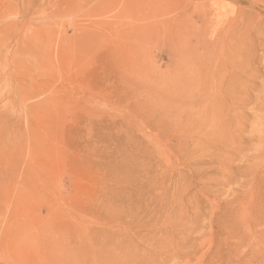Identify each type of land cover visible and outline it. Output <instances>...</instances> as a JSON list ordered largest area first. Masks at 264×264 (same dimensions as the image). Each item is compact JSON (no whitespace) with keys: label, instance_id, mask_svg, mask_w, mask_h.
Instances as JSON below:
<instances>
[{"label":"rangeland","instance_id":"rangeland-1","mask_svg":"<svg viewBox=\"0 0 264 264\" xmlns=\"http://www.w3.org/2000/svg\"><path fill=\"white\" fill-rule=\"evenodd\" d=\"M196 73L201 95L252 78L261 96L264 0H0V264H264V183L226 179L230 160L264 169L246 162L262 125L213 128L230 147L193 161L173 149Z\"/></svg>","mask_w":264,"mask_h":264},{"label":"bare ground","instance_id":"bare-ground-1","mask_svg":"<svg viewBox=\"0 0 264 264\" xmlns=\"http://www.w3.org/2000/svg\"><path fill=\"white\" fill-rule=\"evenodd\" d=\"M215 6V5H214ZM216 8V7H215ZM232 8V7H231ZM217 9V8H216ZM215 11V10H214ZM229 11V10H228ZM205 12V11H204ZM215 13H216V11H215ZM218 13H220V12H218ZM223 13V12H222ZM221 15V14H220ZM226 34V33H225ZM192 51V50H191ZM247 56V55H246ZM193 57V56H192ZM197 57V56H196ZM194 58V57H193ZM198 58V57H197ZM216 60V59H215ZM218 60V59H217ZM226 60V59H225ZM224 60V61H225ZM192 62V61H191ZM194 62V61H193ZM216 62V61H215ZM190 63V62H189ZM225 63L227 64L228 62H226L225 61ZM215 64H217V63H215ZM252 64V63H251ZM193 65V64H192ZM211 65V64H210ZM213 66V65H212ZM223 66V65H222ZM216 67V66H215ZM214 67V68H215ZM227 68V67H226ZM190 69V68H189ZM213 69V68H212ZM233 69V68H232ZM250 69V68H249ZM249 69H248V71H249ZM214 70V69H213ZM212 70V71H213ZM176 71V70H175ZM179 71V70H178ZM188 71V70H187ZM200 72H202L201 71V69L199 70ZM203 71L205 72V70L203 69ZM221 72L222 70H218V72ZM224 71V70H223ZM229 71V70H228ZM231 71V70H230ZM204 72H203V74H204ZM206 72H208L207 70H206ZM216 72V71H215ZM216 73V74H219V73ZM242 72H245V71H241V73ZM177 73V72H176ZM178 73H182V72H178ZM189 73V72H188ZM247 72H245L244 73V75L246 74ZM251 73V72H250ZM183 74H185V76L184 77H186V72L185 73H183ZM202 74V75H203ZM215 74V75H216ZM221 74H224V75H226V76H228L227 75V73L225 74V73H221ZM180 75H182V74H180ZM180 75H178V76H180ZM187 75H189V74H187ZM201 75V73L200 74H195L194 75V80L195 81H191V77H190V79H189V83H187V81H185L186 83H184V82H182L181 80H178V82H182V83H184V86H182L181 84L179 85V83H176V85L178 84L179 86H181V87H183V89L181 88V87H179L178 85H177V88L176 89H178V87H179V90L181 91H179V95L178 96H175V92H177V91H175L173 94H174V97H175V99H174V101L173 102H175L174 103V105L178 108V112H174V110H173V113H175V114H178L177 116H175L176 118H172V141L174 142V144L172 145V146H174L173 147V149H174V151H175V153H177L178 155H180L181 157H182V159L184 158V159H189V158H193L194 159V157H197L198 156V154L197 153H199V152H203V151H205V150H208V149H212V148H214V150H216V149H218V150H221L222 149V146L223 145H221V138L219 139V138H217V137H215L216 136V134L217 135H219V134H224L225 133V129H229V127L233 124V123H235L234 124V126L235 127H237L236 126V124H239V125H241V127L242 126H246V123H247V126L249 125V123L247 122V120L244 118V116L243 115H245V114H247L248 116H252L255 120L254 121H250V123L251 122H254L255 123V121H258L259 123H258V125L260 126V125H262V127H261V131H262V129L264 130V89H262L261 90V92H260V95L261 96H258L257 94H258V92H257V94H256V92L254 93V89L252 88V87H255V86H250V83H252V82H254V81H252V78H251V81H248V82H246V84H244V85H241L240 86V83H239V85L238 86H240V87H236V85L235 84H231V81H230V84H228V85H224V86H226V89L224 90V91H227L228 90V92L229 93H222L221 92V90L219 89V93H217L216 92V94H215V92L214 91H212V90H215V89H218L219 87H217V88H215V87H213V85L214 84H212V86H211V88L210 89H212V87L213 88H215V89H212V90H210V92L209 93H205L206 92V90H208L209 91V89H204L205 91H203V89H202V91L204 92V98H200V96H203V95H201V91H199V88H204V87H202V86H207L208 84V81H207V83H206V78H208V76L206 77V75H204V77ZM233 75V74H232ZM247 75V74H246ZM245 75V76H246ZM175 76V75H174ZM183 76V75H182ZM220 76V74L217 76V77H219ZM225 76V77H226ZM235 78H237V79H240V77L239 76H236V75H233ZM188 77V76H187ZM206 77V78H205ZM211 77V76H210ZM214 77V76H213ZM212 77V78H213ZM251 77V76H250ZM252 77H253V75H252ZM255 77V76H254ZM173 78V77H172ZM179 78V77H178ZM181 78V77H180ZM179 78V79H180ZM222 78H223V76H222ZM228 78V77H227ZM258 78V77H257ZM181 79H183V78H181ZM185 79V78H184ZM210 79V78H209ZM215 79V78H214ZM220 79V78H219ZM218 78L217 79H215L216 81L217 80H219ZM247 79H250V78H248L247 77ZM186 80H188L187 78H186ZM223 80H225V79H223ZM253 80H257V79H253ZM177 80H175V82H176ZM212 81V80H211ZM215 81V82H216ZM220 81V80H219ZM247 81V80H246ZM203 82H205L206 83V85H205V83H203ZM227 82V81H226ZM232 82H234L235 83V81H232ZM237 82H236V84H237ZM241 82V81H240ZM209 83H210V81H209ZM223 82H221V85H223L222 84ZM242 83H244V82H242ZM201 84V87H198L197 85H200ZM203 84V85H202ZM211 84V83H210ZM209 84V85H210ZM217 84H220L218 81H217ZM175 85V84H174ZM208 85V86H209ZM216 85V84H215ZM253 85V84H252ZM208 86H207V88H208ZM217 86H220V85H217ZM173 87V86H172ZM176 87V86H175ZM197 88V89H196ZM221 88V87H220ZM175 89V90H176ZM182 89V90H181ZM174 90V89H173ZM201 90V89H200ZM198 91H199V93H200V95L198 94ZM215 91H217V90H215ZM257 91V90H256ZM214 92V93H213ZM256 95L255 97H256V99H257V102L256 103H254V105L252 106V107H247V105H246V102L253 96V95ZM235 95H237L238 97H240V98H234V96ZM261 97H263V98H261ZM255 99V98H254ZM251 102V101H250ZM249 101H248V103H250ZM251 106V105H250ZM175 107V108H176ZM235 110L237 111V110H240L239 111V113L240 114H237V112H235ZM172 113V114H173ZM173 116V115H172ZM173 116V117H174ZM250 120V119H249ZM147 121V120H146ZM220 123L222 124V123H224V127L223 126H221L220 125ZM223 125V124H222ZM250 125H253V124H250ZM249 125V126H250ZM257 125V124H256ZM158 126V125H157ZM211 126H213L212 127V129H211ZM215 126V127H214ZM221 127H223L222 128V130H221V132L220 133H217L219 130V128L221 129ZM213 128H218L217 130H215L216 131V134L214 133L215 131L213 130ZM233 128V127H232ZM238 128V127H237ZM236 128V129H237ZM253 128H255V127H253ZM258 128H260V127H258ZM231 129V128H230ZM251 129H252V127H251ZM225 130V131H224ZM238 130V129H237ZM253 131H254V129H252ZM259 130V129H258ZM228 131V130H227ZM230 131V130H229ZM235 131V130H234ZM233 132V131H232ZM236 132V131H235ZM239 132L241 133V128L239 127ZM252 132V131H251ZM256 132H259V131H256ZM261 133V132H260ZM213 134H215V136L213 135ZM229 134V133H228ZM235 134V133H234ZM242 134H244L243 133V129H242ZM252 134H253V132H252ZM155 135V134H154ZM226 135V134H225ZM224 135V136H225ZM215 138H214V137ZM223 136V135H222ZM229 136H231V135H229ZM236 136H238V134L237 135H235V137ZM240 136V135H239ZM243 136V135H242ZM249 136H250V134H249ZM263 136H264V133H263V135H262V133H261V135H259L258 134V136H256V138H255V136H252L253 138H249L250 140H256L257 142H262V144L264 143V138H263ZM153 137V136H152ZM200 137H202V138H200ZM213 137V138H212ZM251 137V136H250ZM154 138V137H153ZM217 138V139H216ZM223 138V137H222ZM238 138V137H237ZM245 138H246V135H245ZM158 139V138H157ZM214 139L217 141L218 139V142H215L214 141ZM225 139H227L228 141H230L228 138H227V136H225V138H224V141H225ZM239 139H240V137L238 138V142H239ZM226 140V147H225V149L227 150V146H229L228 144H227V141ZM240 140H242V139H240ZM157 141V140H156ZM236 141V142H237ZM248 141V140H247ZM221 142V143H220ZM237 142V144H236V146L237 145H239V143ZM254 143H255V141H253ZM255 143V144H258V143ZM229 143H231V141L229 142ZM251 143V142H250ZM235 144V143H234ZM245 144V143H244ZM244 144H242V145H244ZM252 144V143H251ZM231 145V144H230ZM232 145H233V142H232ZM260 145H261V143H260ZM235 146V149L234 150H236L237 148H243V146H237L236 147ZM263 147V149H259V148H255V147H253L252 148V150H254V148L256 149V151H254L255 153L254 154H250L249 156L250 157H248L246 160V162L248 163V160L250 161L249 162V165H248V167L247 168H249V167H251V166H253L255 163L257 164L258 162H260V163H262V165H264V144L262 145ZM224 147H223V149H224ZM230 147V146H229ZM228 147V149H230V150H228L229 152L232 150V148H229ZM241 148V149H242ZM210 149V150H211ZM222 149V150H223ZM208 150L209 152H211V151H213V150ZM234 150H232V151H234ZM238 150V149H237ZM247 150H249L248 148L245 150H242V151H246V152H248ZM208 151H205V152H203V154L205 153V154H207V152ZM208 152V153H209ZM224 152H227V151H224ZM235 152V151H234ZM240 153H241V151L239 152L238 151V155H240ZM197 154V155H196ZM236 153H234V155H235ZM196 155V156H195ZM200 155H202L201 153H200ZM228 155H230L231 156V154H228ZM241 155H244V153H242ZM246 155V154H245ZM194 156V157H193ZM230 156H227V157H230ZM247 156H248V153H247ZM247 156H244V157H247ZM243 157V158H244ZM191 158V161H193V159ZM241 158H242V156L240 157V160H241ZM224 159H226V157L224 158ZM228 159V158H227ZM226 159V160H227ZM230 159V158H229ZM229 159H228V161H229ZM236 159V158H235ZM185 161H187V160H183V162L185 163ZM190 160H188L187 162H189ZM195 161V160H194ZM228 161H226V162H228ZM231 161V160H230ZM229 161V164H230V168L228 167V166H226L227 167V171H228V173L226 174L227 175V177H229V178H226V179H228V181H229V179L231 180V179H233L232 177H230V176H234V175H237V176H239V178L241 177L242 178V181L240 182V185L242 186V185H248L249 186V190L251 191V193H256V191L258 190V188L264 183V169H262V170H260L259 168V170L260 171H258L257 172V170H256V168H253V170H252V168L251 169H245V168H240L242 165H244V167H246L247 166V164H246V166H245V164H242V163H244V160L242 161V162H240L242 165L240 166V164H239V166L240 167H235V169H233V168H231V166L233 165L231 162ZM221 162H223V160L221 161ZM225 162V163H226ZM233 162V161H232ZM189 164V163H188ZM192 164V163H191ZM224 164V163H223ZM222 164V165H223ZM227 164V163H226ZM228 164V165H229ZM232 164V165H231ZM259 164H257L256 165V167H259L258 166ZM184 167H186V163H185V165H183ZM188 166H190V164L188 165ZM225 166V165H224ZM224 166H222L223 168H225ZM233 167H234V165H233ZM261 168V167H260ZM263 168V167H262ZM181 169V168H180ZM235 170V171H234ZM234 171V172H233ZM247 172H249V179H248V175H247ZM225 173H226V171H225ZM260 173V175H257V174H259ZM181 177H182V175H181ZM185 176H183V178H184ZM189 177V176H188ZM182 178V179H183ZM236 178V177H235ZM238 178V177H237ZM185 179V178H184ZM225 179V180H226ZM238 180V179H237ZM237 180H235V181H237ZM227 181V180H226ZM233 181H234V179H233ZM239 181V180H238ZM230 182V181H229ZM231 182H232V180H231ZM227 183V182H226ZM225 183V184H226ZM237 184H238V182H237ZM227 185H228V183H227ZM227 185H225V186H227ZM231 185V184H230ZM264 185V184H263ZM221 186V185H220ZM229 186V185H228ZM237 187V186H236ZM240 187V186H239ZM246 187V186H245ZM244 186L243 187H241L242 188V191H243V189L245 188ZM230 188H232L231 186H230ZM229 189V188H228ZM239 189V188H238ZM246 189V188H245ZM226 191H227V189H226ZM229 191H231V189L229 190ZM234 191H235V189H234ZM242 191H240L239 193L240 194H242V193H246V191L245 192H242ZM230 193V192H229ZM232 193V192H231ZM230 193V194H231ZM235 193H236V195H233V197L232 198H234V196H236L235 197V199H232V201L229 203V204H227V205H229V207L230 206H233L234 208V210H235V208H236V210H238V208H240L241 209V206H240V199H239V197H241V196H238L237 195V193L238 192H236L235 191ZM235 193H232V194H235ZM250 193V192H249ZM229 194V195H230ZM244 194H243V198H244ZM157 195V194H156ZM246 195H249L250 196V194H246ZM246 195H245V198L244 199H246ZM248 197V196H247ZM251 197L252 196H250V197H248L249 199V202H246V204L247 203H249V206L251 205L250 203V201H251ZM242 198V197H241ZM253 198V197H252ZM243 199V200H244ZM242 200V204H243V201ZM229 201V200H228ZM189 203H190V201H189ZM241 204V205H242ZM244 204H245V202H244ZM188 205V204H187ZM248 205V204H247ZM243 206V208H244V211L245 212H248V211H246L245 209L246 208H248V206ZM251 207V206H250ZM242 208V209H243ZM232 209V208H231ZM241 209V210H242ZM247 210H249V212H251V210H250V208L249 209H247ZM212 212V211H211ZM249 212L247 213L248 215H249ZM213 213H214V211H213ZM235 214H236V211H235ZM239 214H241L240 212H239ZM244 214V213H243ZM212 215V214H211ZM233 215V214H232ZM238 215V214H237ZM252 216V215H251ZM239 217H241V218H243L242 217V214H241V216L239 215ZM250 217V216H249ZM210 218V217H209ZM240 218V219H241ZM218 220H220L222 223L224 222V220H221V217H219V218H217ZM262 219H264V218H262ZM208 220V219H207ZM209 221V220H208ZM243 221H245V220H243ZM258 221V220H257ZM210 223V225L211 224H213V223H215L214 222V219H213V216L210 218V221H209ZM254 223V222H253ZM258 223H261V222H257V224ZM262 223H264V220H263V222ZM258 225H260V224H258ZM206 228V227H205ZM202 229V228H201ZM205 230V229H204ZM243 231H244V229H243ZM225 233V232H224ZM190 234V233H189ZM193 234V233H192ZM199 235V234H198ZM190 236V235H189ZM188 236V237H189ZM248 236V235H247ZM261 236V235H260ZM194 237V236H193Z\"/></svg>","mask_w":264,"mask_h":264}]
</instances>
